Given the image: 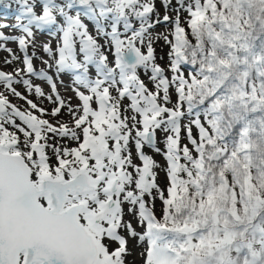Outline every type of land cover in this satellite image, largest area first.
<instances>
[{
    "label": "snow or ice",
    "instance_id": "6c2138e0",
    "mask_svg": "<svg viewBox=\"0 0 264 264\" xmlns=\"http://www.w3.org/2000/svg\"><path fill=\"white\" fill-rule=\"evenodd\" d=\"M38 19L86 91L22 110L25 69L0 70V264H129V239L141 264H264V0H54Z\"/></svg>",
    "mask_w": 264,
    "mask_h": 264
},
{
    "label": "rangeland",
    "instance_id": "374dc122",
    "mask_svg": "<svg viewBox=\"0 0 264 264\" xmlns=\"http://www.w3.org/2000/svg\"><path fill=\"white\" fill-rule=\"evenodd\" d=\"M159 6V5H158ZM163 14V11L161 10V15ZM92 19V18H91ZM1 22V21H0ZM4 23V22H2ZM4 25V24H2ZM63 30V25L61 26H58L56 28V32H55V41L49 37H46L44 35H39V36H32L31 38L26 35L24 38L25 40H28V45H30L29 47H31L32 49L28 48L29 50H31V52L33 53L34 50L37 52L36 55L39 56V57H34L33 61H34V66H35V69L36 71H39V77L42 76V72L45 71V67H47L46 71H48L49 73L52 74V77L55 78V80H57L59 82V86H58V89H59V92L61 94V96L63 98H70L71 99V103L73 106L77 105L79 103L78 99L74 96V93H73V90L76 91V94L79 95L80 93H78V89L76 88V84L73 82V81H69V80H66V79H63L62 77H58L59 73L57 72L58 69H56L55 67L53 68L52 67V63H51V55L50 54H54L55 52V47L57 46V42L59 41L60 39V34ZM170 31V28H167V29H160L157 28L155 30H153V35L157 34V33H163V34H167L168 32ZM6 33V32H4ZM58 36V37H57ZM169 39L170 36H169ZM101 42V41H100ZM7 46H9L12 50H16V43L13 42V41H7L6 43ZM44 46L46 47V50L47 52L44 51V49H40L39 46ZM154 47V54H155V57H156V63L161 66L162 68H164L166 70V65L163 63V62H167V48H168V44L165 43V41L163 40V38L159 39L158 41H156L153 45ZM2 56V58H4L5 61H7V64L5 65H2L1 63V70L5 71L6 73H12V71L14 69H23L25 67H23L24 63L22 64L21 61H19L16 65H15V68H12L13 65H11V62H9V54L7 55L5 53V50H2L0 51V57ZM159 57H163L162 61H159ZM111 58V57H110ZM161 60V59H160ZM22 67V68H21ZM38 69V70H37ZM166 75H169L167 74V71H166ZM39 79V78H37ZM34 82V81H33ZM35 85L32 84L31 86H33V90H32V94L34 96V99H32L35 103L38 104V107H42L46 110H49L51 109L52 107H54V105L46 98L48 95H51L49 90L44 87V84L42 83V81H39V80H35ZM22 84H19L17 85L16 89H21L22 88ZM30 86V87H31ZM35 87H37L41 92H44L45 93V97H39L36 95L35 93ZM23 88H25L23 86ZM44 90V91H43ZM26 95V93H25ZM8 99L10 101V103L14 104V102L16 101L15 98L9 94L8 95ZM173 100H175V97L173 96ZM93 108L96 107V105L92 106ZM25 109V108H24ZM45 118L47 119H50L51 120V117L46 115ZM61 118L63 120H67L68 117L66 114L62 113L61 114ZM192 132H193V135L195 137V132L196 129H192ZM184 135H185V132L182 130L181 132V144H182V141H184ZM197 136V134H196ZM164 137L163 136V132H160L159 130L157 131V140H158V147L160 148H163L164 145L163 143L160 142V139ZM144 152L145 154L147 155H150L153 157L154 161L160 166V167H157L156 169H154V171L157 173V177H156V182L162 187H166V181H165V172L163 171V168L165 167V160L163 158L162 155H159V154H156L155 152H153V150H151L150 148L148 147H145L144 148ZM133 159H134V162L137 163V164H140V161L137 160L135 158V151L133 149ZM159 201V200H158ZM156 202V208H157V211L158 209L160 208L159 207V202ZM125 219H130V217H125ZM133 223V226L135 227L136 226V221L133 220L132 221ZM137 230L139 231V228H137ZM128 247H129V251L131 252V255L130 257H132V260L134 263L132 264H141V257L139 255L140 251L142 250V247H137L136 246V241L135 240H132V239H129V243H128Z\"/></svg>",
    "mask_w": 264,
    "mask_h": 264
},
{
    "label": "trees",
    "instance_id": "16d2710c",
    "mask_svg": "<svg viewBox=\"0 0 264 264\" xmlns=\"http://www.w3.org/2000/svg\"><path fill=\"white\" fill-rule=\"evenodd\" d=\"M52 1V4L54 3V0H51ZM52 4H51V6H52ZM42 3H41V0H36V7H42ZM159 5V4H158ZM157 5V6H158ZM28 7H30L31 6V0H29V4L27 5ZM50 6V7H51ZM173 6H175V0H173ZM159 7V6H158ZM0 8H2L3 10H2V12L4 13V14H7L8 16H9V19H13L12 21H15L14 20V18H15V13H21L22 11H23V9H22V6H21V4L20 3H17L16 2V0H9V1H7V2H5V3H1L0 4ZM38 14H40V11L38 10H36L35 9V11L34 12H31V13H25V17H26V19L23 21V22H26V21H28V19L29 20H35L37 17H38ZM169 15H172V16H175V13L174 12H170L169 13ZM187 16V13L186 12H183V11H181V13H180V17H181V23H182V26H185L186 27V25L183 23L184 22V19H185V17ZM22 22V23H23ZM54 23V22H53ZM55 24V23H54ZM29 27V29H30V31H32V32H34V33H36V31H35V29L34 28H32L33 26H28ZM157 28H159V30L160 29H167L163 24H161V25H158V26H156L154 29H152V32H153V30H155V29H157ZM2 29V28H1ZM1 31V30H0ZM18 33V32H17ZM43 34H48V35H51V32H49L48 30L47 31H44V32H42ZM6 36H8V35H3V34H1L0 33V50L3 48V49H5V53L8 55L9 54V57H10V59H9V62H11V65H13V67L12 68H15V65L18 63V60H19V58H18V56H17V54H16V52L14 51V50H12L9 46H7L6 44H4V42H5V39L6 38H8V37H6ZM101 42H103L102 40H101ZM167 51L169 52L170 51V47H169V45H168V48H167ZM37 53V52H36ZM161 59V57H159V61H162V59ZM167 62L165 63V62H163L165 65H166V71H167V69H168V65H169V58H168V53H167ZM1 63H2V65H5L6 64V61L4 60V58H2V56L0 57V66H1ZM0 70H1V68H0ZM16 69H14L12 72H14ZM139 74H140V77H141V79L148 85V87L150 88V89H153L154 90V88H153V85L149 82V80H148V76L147 75H145L144 73H143V70H139ZM167 74H169L168 76L170 77L171 76V72L170 71H167ZM185 75H187V71H185ZM28 80H29V86H31L30 85V78H28ZM17 85H19V84H17ZM17 85H15V87H17ZM17 91H19V92H21V94H22V96L23 97H25L24 99H21V98H17V97H14L15 98V102H14V104L13 105H15V106H18L19 108H21L22 110H30L29 109V106H28V104H27V100H32V99H34V96H33V94L32 93H29L27 90H26V88H23V86H22V88L21 89H16ZM25 93H26V95H25ZM114 95H115V92H114ZM33 101V100H32ZM34 102V101H33ZM129 102L127 101V100H124V105H127ZM170 106V105H169ZM25 108V109H24ZM34 114H36L35 113V111H34ZM130 114V113H129ZM45 118V117H44ZM17 123H20L19 122V120H17ZM9 130H11V128L9 129ZM18 135H19V133H18ZM184 141H182V144L181 145H184V144H187L188 145V147L189 148H191L192 146H191V144L187 141V139H186V137H185V135H184ZM69 146H74V145H69ZM184 161L183 160H181V163H183ZM158 201V200H157ZM159 202V207H160V201H158ZM160 209V208H159ZM159 209H158V211H157V214H159ZM128 259V261H129V264H132V263H134L133 262V260H132V257H128L127 258Z\"/></svg>",
    "mask_w": 264,
    "mask_h": 264
},
{
    "label": "water",
    "instance_id": "95a60500",
    "mask_svg": "<svg viewBox=\"0 0 264 264\" xmlns=\"http://www.w3.org/2000/svg\"><path fill=\"white\" fill-rule=\"evenodd\" d=\"M0 1H3V0H0Z\"/></svg>",
    "mask_w": 264,
    "mask_h": 264
}]
</instances>
